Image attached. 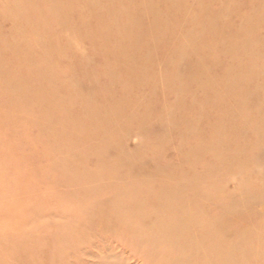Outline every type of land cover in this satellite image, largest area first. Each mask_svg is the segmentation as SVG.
<instances>
[{"label": "rangeland", "instance_id": "374dc122", "mask_svg": "<svg viewBox=\"0 0 264 264\" xmlns=\"http://www.w3.org/2000/svg\"><path fill=\"white\" fill-rule=\"evenodd\" d=\"M177 2L179 11L186 9L187 14L181 11L174 17L165 16L168 0H0V73L5 74L3 78L10 75L18 81L14 84L9 79L0 80V264H168L164 258L170 257L169 248L156 243L144 230L157 224V220L140 218L136 210L137 205L146 210L166 207V198L159 197L160 193L170 197L176 194L177 199L172 200L180 203L189 201L186 208L181 207L182 214L191 218L202 211L218 222L207 228L215 238L204 244L206 253L199 251L189 264H264V153L254 150L258 137L264 138V130L260 132L264 121L249 119L250 123H243L255 113H238L237 122L234 118L227 121H234L227 132H243L242 142L225 147L228 175L218 177L206 188L203 183L212 175L202 167L209 155L203 156L205 149L196 144L197 135L188 131L194 119L199 121L195 128H204L209 121L218 119L219 113H207L198 120L205 90L198 88L200 73L192 71L194 61L184 56L186 50L172 52L183 44L178 34L189 32L187 22L197 20L199 15V0ZM219 6L223 9L220 20L228 25V30H218L225 36L232 35L234 42L221 47L201 39L197 44L237 53V60L231 62L227 56L219 58V52H214L215 61L221 64L208 69L206 82L216 88L225 72H232L234 66L245 62L240 34L236 32L248 27L244 16L253 17L254 33L264 37V0H215L208 9ZM148 7L152 14L141 15L140 11ZM202 7L206 9L207 5ZM109 12L113 13L111 22L107 18ZM107 24L115 30H107ZM126 25L135 30L134 36L125 34L122 28ZM151 25L160 35L145 44L151 46L150 60L164 70L175 67L172 70H178L179 76L173 79L171 73L170 81L160 79L158 73L162 71L157 68L150 73L149 83L134 76L125 86L123 116L127 122L114 116L107 119L117 129L112 135L116 140L109 142L120 145L118 149L112 148L110 156L101 161L89 154L97 142L85 141V154L79 156L80 147L73 145L79 137L68 130L64 121L83 119L79 107L83 94L104 110L103 94L108 92L110 82L115 89L109 91L117 90L113 101L119 103L122 92L116 83L127 78L120 65L140 64L139 49L143 45L137 41L136 32L145 37ZM117 29L124 34L125 43L114 37ZM193 29L198 33L202 30ZM107 36L111 43L100 47L97 43ZM262 46L260 40L252 51L260 52ZM93 55L97 59L91 60ZM201 55L207 57L206 52ZM99 57L115 60L111 63L115 76L100 74ZM25 59L32 60L34 67H29L35 73L40 70L52 74L51 80L61 86L60 90L50 94L44 89L46 84L40 87L28 78ZM64 70L73 75L84 71L86 76L78 75L71 86L67 83L70 73L66 72L67 78ZM241 78H246L243 85L249 88L250 105L256 107V113L264 114L263 75L252 77L243 72ZM258 84L263 86L262 91L253 94L255 88L259 89ZM65 88H71L73 95L69 96ZM13 91L14 101L22 100L13 101L15 105L25 108V101H31H26L27 108L38 112L37 122L29 116L22 118L15 105L9 106ZM50 96L66 98L65 104L71 106L59 123L47 120L51 107L39 101L46 103ZM223 109L232 111L233 106ZM253 130L260 135L252 134ZM233 161H239L238 172L229 165ZM128 183L139 185L141 198L124 196V185ZM104 186L108 190L98 195ZM184 224L194 225L188 219ZM197 227L196 234L200 230ZM234 247L235 251L230 250ZM185 251L177 252L175 258L189 257L190 251ZM217 252L232 258L218 260Z\"/></svg>", "mask_w": 264, "mask_h": 264}, {"label": "bare ground", "instance_id": "6f19581e", "mask_svg": "<svg viewBox=\"0 0 264 264\" xmlns=\"http://www.w3.org/2000/svg\"><path fill=\"white\" fill-rule=\"evenodd\" d=\"M145 1L148 2V0H145ZM199 1H200V3L197 5V9L199 11V15L196 18L197 20L193 19V20H190L187 22V26L190 27L189 28L190 31L185 33L184 35H182L181 32L178 34L179 38L181 36V40H182L183 44L181 43L182 45L177 47L175 49V51H172V52L177 54L180 51L186 50V52L184 51L185 52L184 56L185 57L188 56V57H190V59L192 58L191 61H194V63L191 66L193 68L192 71L200 73V74H198V75H200V76H198V80H199L198 88H199V90L201 87L205 90L206 89L208 90V93H206L204 90L202 92L203 94H201L202 104L200 105V108H199L200 110L198 112V116H199L198 120L201 121L204 118V115L207 113L208 114L209 113L210 114L211 113H217V114L219 113L218 114L219 118L215 119L213 122L209 121L208 125L204 126V128L201 127L200 125H199V127L195 128L194 125L196 123H198L199 121H197V119H194V121L191 123L193 125L190 127V131H188V133H190L192 131L193 134L197 135V143L196 144L200 148L203 147L205 149L203 156L205 155L207 157L209 155V161L207 163H205L202 167V169L205 173H211L210 175H212V177L210 179H206L207 182L205 181L203 183L206 186V188H209V187H207V185L210 183L212 184L213 180L214 181L218 180V177L220 178L225 174L228 175L229 168H227V165L229 163V160H227V158H226V156L228 155L227 154L228 149L225 150V147H227L228 144L231 145L232 143H235V141L236 142L237 141L242 142V133L243 132L240 134H234L231 131L227 132V130L229 129L227 127L231 126L232 123H234V121L237 122V120L235 119V116L238 113L239 114L240 113H250V115L255 113L254 115L251 116V118H247L243 123H250L249 119L252 121H255V122L258 121V123H259V121H264V114H262L261 111H259V113H256V107H254L253 105H250L249 101H250L251 97H250V92L248 91L249 88H247L246 85L245 86L243 85L246 78H241V75L243 74V72L250 73L252 75V77H255V76L260 77L262 75L264 77V37L256 35L254 33L253 28L256 27V23L254 22L253 17H251L249 15H247V16L243 15L245 22L247 23L248 27L236 30V32H237V34H240V40L239 41L241 42V45H242L241 47L243 48L242 49L243 52L241 55L245 57V62L239 63L237 66H234L232 72L231 71L225 72V74L222 77L223 80L220 83V85L217 84L216 85L217 88L213 87L212 85L209 84V81L206 82V79H207L206 74H207V71L209 68H213V67L221 64V63L215 61L214 52L215 53L219 52V54H217V56L219 55V58H222V56H225V57L227 56L231 62L237 60V53H231V52L228 53L224 50H219V49H214V48L212 50L210 47L197 46L198 42L201 39H205L206 41L220 45L221 47H222V45H228L230 41L234 42L232 35L231 36H225V34H223L221 31L218 30V27H222L224 30H228V25L225 23H222V21L220 20V17H219L220 14L222 13V10H223L222 7L219 6L217 9L213 8L210 11L211 7L215 5V0H199ZM167 4L169 6L165 9V12H166V13L164 12L165 16L174 17L173 16L174 13L175 14L177 12L180 13L181 11H186V14H187L188 10H186V9H182L181 11H179L180 5L177 2V0H168ZM202 5H207L206 9L203 8ZM149 8H151V7L144 8L143 11H140V14L145 16V17H147L149 15V12H150V14H152V12L150 11ZM208 8H210V9H208ZM112 11L113 10H111V12ZM212 11H215V13H212ZM111 12H109L108 13L109 15L107 16L109 22L112 21L113 13H111ZM154 16L159 18V16H161V14L160 13H154ZM96 24L98 25V27H102L100 25V23H96ZM210 25H212L210 27V29L204 28V27L210 26ZM193 28H196V29L201 28L203 31L202 30L199 31V33H201V34H199L197 31H193L194 30ZM109 29H110V32L115 30V28L112 27V24H110V25L107 24V30H109ZM122 29L125 30V34L127 33L126 35H128V36L129 35H132V36L135 35V30L131 29L130 25H128V26L126 25ZM116 31L117 32H115L114 37L119 38L118 41L125 43L124 38H122L124 36V34H121L120 30H118V29ZM147 31L148 32L145 35V37L141 33L139 34L138 32H136V37L139 38L137 41L141 40L140 42L143 45V48L139 49L140 54L142 55L140 64H138L137 66L135 65V63L126 64L124 66L120 65V69L122 70L121 72L127 73V75H126L127 78L120 79L116 83V84H119V87H120L121 92L123 94L122 95L120 93L119 103H115L113 101V97L116 94L117 90L110 92L111 90H113L112 88L115 89V87H114L115 85L113 86L110 82L109 83L110 86L108 85L110 91L108 90V92L106 94L102 93L103 98H104V102H103L104 110L98 104L94 103L92 101V99L90 98V96H87V98H86V94H83V97L81 96L82 99L79 98V101L81 104L79 107L80 108L82 107L80 113H81V117L83 119H81V118H79V119L70 118V119H67L64 121L68 130H71L74 134H76L79 137L78 138L79 140H77L78 142L76 141L73 143V145H77L78 148L80 147L79 148L80 153L79 154L77 153L79 156H83L85 154L83 152L84 148H86L85 147L86 146L85 141L89 142V141L95 140L97 142V144H95L92 147L89 154H90V156L98 158L101 161H103V160L105 161L107 159V157L110 156V154L112 153L111 152L112 148L114 149V147H116L118 149V147L120 145L113 146V144H111L112 142H109L111 139H115L112 137V135H113V133H116L117 129H115L114 128L115 125L112 126V124H111L112 122L107 120V119L109 117L113 118V116H114V118L121 120L120 122H122V123L127 122V119L123 116V108L125 109L124 102L126 100L124 98L126 96V90H127L125 86L128 85V83H130V81L134 80V76H137L140 79H142L143 81L149 83V81L151 80L150 79V73H152L153 72L152 70L156 69V68L158 70L162 71L160 74L158 73L160 79L162 78L163 80L170 81V74L171 73H172L171 78H173V79L179 76L178 70L177 71H175L174 69L172 70V68H175V67H171V68L168 67L167 70H164L165 67H163L161 69L158 67V65L156 67L152 63V61L149 58L151 46L145 45V44H148L149 39L152 41V38L154 37V35L159 36L160 31H158L156 29L155 25L149 26V29ZM202 34L206 35V36H203ZM260 40L263 41L262 51H260V52L252 51L253 46L256 45ZM109 43H111V42H109V36H107L103 42L100 41L97 44L100 47H102L105 45H109ZM205 52L207 53V57L206 56L203 57L201 55V54L204 55ZM91 58H92L91 60H94V58L97 59V57L95 55H93ZM22 60L24 61V59H22ZM25 61L28 65V67L29 66L34 67L33 66L34 63L32 62L31 59H30V61L28 59H25ZM99 61H100L99 66L101 67V69L99 68L101 71L100 72L101 75L111 76V77L115 76L116 71H114L112 66H111L112 65L111 63H115L114 59L108 60L105 57H99ZM194 64H196V65L194 66ZM122 66H123V68H122ZM161 66H163V65H161ZM207 66H208V68H207ZM30 67L27 70L26 76H28V78H31V79H34L35 81H37L35 83L37 85H39L40 87H41V85L43 86L44 84H46L47 88L44 87L46 92L53 94V93H56L57 91L60 90L61 86L56 85V83L54 84V82L51 80L52 74H50L49 72H48L49 74L48 73L45 74V73L41 72L40 70L36 71L37 73H35V71L34 70L32 71ZM115 68L118 70L119 67L116 66ZM164 71H167V75L164 74ZM171 71H173V72H171ZM66 72L70 73V76H71L70 78H68L69 74ZM83 72L84 71H80L79 73H76L75 75H73L72 72H70L68 70H66V71L64 70L63 73H65L64 76H66L68 78L67 83L72 86L73 80H75L76 77H79L78 75L82 74L83 77L86 76L85 73H83ZM4 75L5 74L0 73V80L7 81L9 79L11 81V83H14V84L17 83L18 84V81L17 80L13 81L11 79L10 75L6 78H3L2 76H4ZM173 76H175V77H173ZM4 83H6V82H4ZM253 83H255V82H253ZM257 88H259V89L256 90V88H255V90L253 91V94H257L260 91H262L260 89H262L263 86L258 84ZM65 90L67 92L69 91V96L73 95V90L71 88L68 90L65 88ZM197 91H198V89H197ZM13 96H15L14 91L11 93V99H10V103H12V104L11 105L8 104L10 107L12 105H15L14 104L15 102L17 103V102L22 101L21 98H16V101H14L15 97H13ZM239 98H241V100L237 101ZM64 99H66V98L56 99V98H54V96H50V98L48 99V101L46 103H45V101H42L41 99L39 100L42 103L44 102V104H46L47 106L51 107L52 113L49 112L50 117L47 119L48 121L49 120H50V122H53V121L57 122L58 121V123H59V121L61 120V117H63L64 114H66V113H68V111H70L69 109L71 108V106H70V104H69V106L66 105L64 102ZM13 101H14V103H13ZM26 101L24 103V106H26L25 108H23V106H21L20 104H19V106L15 105L16 108L19 110L18 111L19 115H21L22 118H24L25 116H29L32 118L33 122H37L39 120L38 119L39 117L36 116V114L38 112L37 111H31V109L29 110V108H27L28 104L26 103ZM27 102L31 103V101H27ZM194 105H192V107L190 105V107L193 108ZM224 106H226V107H229V106L232 107L233 106V110L232 111H229V110L224 111V109H223ZM261 115L263 116L262 120L260 118ZM220 116H221V118H220ZM231 118H234V121H232L231 123L227 122ZM240 122H241V120H240ZM115 123H117V122H113V124H115ZM243 123H241L242 127L244 126ZM263 130H264V126L261 127L260 132H263ZM91 132H93V134H90ZM110 132H111V134L108 135ZM251 133L252 134L257 133V136L260 135L257 130H253V131H251ZM83 137L85 140L82 139ZM263 139L264 138L262 136H259L257 143L254 147L255 148L254 150L257 151V153H259V154L264 153V140ZM108 147L110 148V150ZM229 165H231L233 167L232 168L233 172L239 171V168H238V167H240L239 161H237V162L233 161ZM263 165H264V163H263ZM230 173L231 172H229V174ZM217 175H219V176H217ZM83 182L86 183V181H83ZM121 184H124V183H121ZM124 187H126L125 192H123L124 196H127V195L128 196H134V197L138 196L141 198L143 195L142 194L143 192H141L139 189V185H136L133 183H128V184L124 185ZM78 188H80V187H78ZM83 190H85V189H83ZM106 190H108V188L104 186V187L99 188V191L97 193L99 195V194H102V192H104ZM87 191H89V190H87ZM90 192H91V190L88 193H90ZM75 193H77V191ZM87 194H86V196H87ZM79 196H81V194ZM121 196H123V195H121ZM159 197L166 198L165 199L166 202L164 203L166 205V207H164L163 209L146 210L147 208H144L141 205L136 206V210L139 213L138 215H140V218L145 216L146 219L153 217L157 220L156 221L157 224L152 225L149 228H144V230H147V232L153 236V238L157 241L156 243L160 244L161 246L164 245L167 248H169L168 254L170 257L164 258L165 261H168L166 263H168V264H189L192 261V258L194 257V255L199 253V251L201 253H203L205 251L203 248L205 243H207L208 241L214 240L215 235L212 233L210 234V231L207 228H210L214 224L216 225L218 222H217V220L213 222L211 219L207 218L206 215H204L202 211L197 212V214L191 218L189 217V215L182 214L181 211L184 209L181 210V207L185 206V208H186L187 204H190V203H189V201L188 202L186 201L184 203L183 202L180 203V201L177 202V200H175V201L172 200V197L177 199L176 194L172 195V197H170V195H167L166 193L165 194L160 193ZM186 198H188V197H186ZM254 200L255 199H253V201ZM77 201H78V199H77ZM235 204H238V203L236 202ZM187 219L190 222H192L194 225L193 226H187V224L183 225L184 221ZM197 226H200L199 227L200 230L196 234V231H194V229H197L198 228ZM219 244L222 245V243H219ZM154 245H157V244H154ZM154 245H152V246H154ZM160 245H157V248ZM154 249H155V247H154ZM182 250H186L185 252L190 251L191 254L189 255V257L183 258V259L182 258H180V259L175 258V256L177 255V252H180ZM230 250L235 251L236 247H234ZM161 253H163V252H161ZM204 253H206V252H204ZM215 258L218 260H223V258L224 259H226V258L231 259L232 256L231 255H224V257H223L221 254L218 253L217 257L215 256Z\"/></svg>", "mask_w": 264, "mask_h": 264}]
</instances>
